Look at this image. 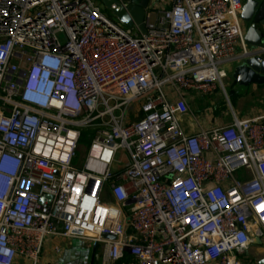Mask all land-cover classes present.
<instances>
[{
	"label": "built area",
	"instance_id": "built-area-1",
	"mask_svg": "<svg viewBox=\"0 0 264 264\" xmlns=\"http://www.w3.org/2000/svg\"><path fill=\"white\" fill-rule=\"evenodd\" d=\"M244 2L150 3L142 33L99 0H0V264H39L51 237L100 245L102 264H245L264 237V118L193 135L178 120L250 54Z\"/></svg>",
	"mask_w": 264,
	"mask_h": 264
},
{
	"label": "crops",
	"instance_id": "crops-1",
	"mask_svg": "<svg viewBox=\"0 0 264 264\" xmlns=\"http://www.w3.org/2000/svg\"><path fill=\"white\" fill-rule=\"evenodd\" d=\"M155 0H151L154 3ZM264 35V27L257 25ZM248 28L243 24L244 41L252 53L259 56L264 54V37L260 48H252L246 43ZM250 42L255 37L248 38ZM236 53H242L240 46ZM236 64L227 65V78L224 80V89L218 87L215 91L202 94L197 91H188L185 98L193 114L179 117V124L189 135L207 131L212 128L230 125L234 118L238 120L264 118V84L242 86L237 84L232 73ZM264 123V119H263ZM77 240H67L60 237H51L43 247L39 264H102L101 246L89 244L86 248ZM243 259L248 264H258L264 259V237L255 240L249 247ZM21 264H30L21 261ZM120 264V263H118Z\"/></svg>",
	"mask_w": 264,
	"mask_h": 264
},
{
	"label": "water",
	"instance_id": "water-1",
	"mask_svg": "<svg viewBox=\"0 0 264 264\" xmlns=\"http://www.w3.org/2000/svg\"><path fill=\"white\" fill-rule=\"evenodd\" d=\"M103 3L106 9H110L112 4L116 5L113 15L126 28L133 29L135 25L138 26L142 33H146L145 17L146 11L150 6L151 0H122L128 3L125 8L123 3L119 0H99ZM241 19L243 24L247 26L246 43L252 48H260L263 43V33L257 30V25L264 27V0H245L242 8ZM253 42L249 41V37H255ZM258 54L252 53L240 60L233 70V80L242 86L249 85H263L264 84V61L257 60ZM50 196H45L40 199V204L45 200H51ZM106 239L113 240L112 236H106ZM258 264H264V259Z\"/></svg>",
	"mask_w": 264,
	"mask_h": 264
},
{
	"label": "rangeland",
	"instance_id": "rangeland-1",
	"mask_svg": "<svg viewBox=\"0 0 264 264\" xmlns=\"http://www.w3.org/2000/svg\"><path fill=\"white\" fill-rule=\"evenodd\" d=\"M159 2H161V0H155L154 3H151L152 6L154 5V7H153V11H151L152 14H155L156 11H157V9L160 8L161 3H159ZM103 12H104V14H105L110 20H112L113 22H115V23H118V22H119V21L117 20V18H115V16L113 15V12H112V11L106 9V10H104ZM60 39L63 41V37H62V36L60 37ZM91 138H92V134H91V135L89 134L88 137L85 138V139L80 143L79 153H78V158H77V161H76L77 165H78V164H81V163L84 161L85 156H86V153H87V150H88V148L90 147ZM123 161L125 162V160H123ZM77 241H80V240H77ZM80 242L83 243V244L81 245L83 248H86L87 245H89V244H90V245H91V244H94V243H88V242H84V241H80ZM245 264H248V263L245 261Z\"/></svg>",
	"mask_w": 264,
	"mask_h": 264
},
{
	"label": "trees",
	"instance_id": "trees-1",
	"mask_svg": "<svg viewBox=\"0 0 264 264\" xmlns=\"http://www.w3.org/2000/svg\"><path fill=\"white\" fill-rule=\"evenodd\" d=\"M89 134L91 135L92 132H91V131H84L83 134H82V137H81L80 143H81L85 138H87Z\"/></svg>",
	"mask_w": 264,
	"mask_h": 264
}]
</instances>
